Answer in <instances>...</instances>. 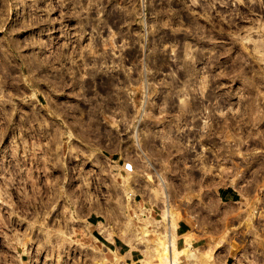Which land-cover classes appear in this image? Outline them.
I'll return each instance as SVG.
<instances>
[{"label":"rangeland","instance_id":"obj_1","mask_svg":"<svg viewBox=\"0 0 264 264\" xmlns=\"http://www.w3.org/2000/svg\"><path fill=\"white\" fill-rule=\"evenodd\" d=\"M156 173L173 224L264 213V0H0V264H104L91 221L160 220Z\"/></svg>","mask_w":264,"mask_h":264},{"label":"crops","instance_id":"obj_2","mask_svg":"<svg viewBox=\"0 0 264 264\" xmlns=\"http://www.w3.org/2000/svg\"><path fill=\"white\" fill-rule=\"evenodd\" d=\"M136 120H138V122L140 121V119ZM139 127L140 125L137 127L138 132ZM124 129L125 132L123 133L127 135V122L125 123ZM132 131L134 132V129H132ZM199 132L201 133L202 131L200 130ZM203 136L205 135L203 134ZM125 141H127V137H125ZM199 153L204 154L207 153V151H204L203 148H200ZM127 161V166L129 164L132 166V160ZM202 183L204 188L200 194L201 199L203 196H207V182L203 181ZM213 194L218 204L222 205L239 204L241 203V198L243 197L240 189L232 184L217 186ZM134 201L135 200L133 199V203H135ZM140 209H143L142 212L144 216H148L152 220V223L147 224L145 221L140 219V221H142L144 224H147L144 226L145 228L143 230L147 234L151 232L149 226L156 225L160 227L162 222L165 221V231L157 232V235L159 237H164L166 235V240L168 241V244L170 243L168 249L171 253V262L173 239L176 238L175 242L178 249L185 248V237L189 233L190 235L192 234L194 236L191 238L189 236L187 241H190L191 248L195 252L189 251L188 253L181 254L178 264H264V213H260L259 211L246 213L237 211L231 214H225L224 210L219 209L217 211H209L206 212V214H201L199 217H205L207 221L210 219L206 225H203L202 222L201 224L197 222L196 217H198V215L196 213L189 214L186 217L183 216L178 219L175 224H173L172 218L169 216L167 218L161 214L160 220H154L152 216L144 212V209L149 210L148 208L141 207ZM242 210L246 211V209ZM142 212H135L132 216V219L135 218L136 222L139 221L138 218H142ZM227 217L238 219L236 221H232V223H234L233 228L237 229V231L231 232L230 242H234L235 244H229L230 247L228 246L226 236L220 237L221 229H223L221 224ZM245 218L253 219L254 228H251L250 231L246 230L245 226H241L243 223L241 219ZM91 224L95 226L101 225V227L104 226V228L107 226L103 223V221H101L100 218H94V220L91 221ZM210 224L213 225L210 226ZM199 225V228L202 231L201 234H197V232L194 231V227ZM122 230L123 227L119 231L118 235H113L110 239L106 236L107 231L105 229H102L101 231L96 228L93 229V237L95 241L103 246V258L105 261L104 264H143L144 260H146L144 261V264L146 262L147 264H163L159 261L157 254L152 250L153 242L151 244H147L146 246H141L148 239H146L144 242H138L135 240L133 244L134 247H131L122 239V237H120V232ZM102 232H105V234L103 235ZM127 233L130 234V231ZM99 234L102 235L104 239L100 237ZM258 235H260L259 239H257ZM252 236L254 237L252 238ZM144 249H148V256L145 255Z\"/></svg>","mask_w":264,"mask_h":264},{"label":"bare ground","instance_id":"obj_3","mask_svg":"<svg viewBox=\"0 0 264 264\" xmlns=\"http://www.w3.org/2000/svg\"><path fill=\"white\" fill-rule=\"evenodd\" d=\"M14 6H16L15 8V16H16V19L14 20L15 21V24L18 22V14L20 13L21 11V7L22 5H19V4H14ZM10 22H13V21H10ZM12 24V23H11ZM17 25V24H16ZM15 27V26H14ZM43 46H41L40 49H42ZM192 54V53H191ZM38 67V66H37ZM257 97V96H256ZM144 107V106H143ZM192 109V108H190ZM141 120V119H140ZM205 122V121H204ZM79 123H82L79 122ZM84 124V123H83ZM80 125V124H79ZM136 125V123H135ZM133 126L134 127V138H135V141H136V146L138 148V150L140 149L139 152H141L142 155H144V159H146V161L148 162V164L150 163L148 157L145 156V152L142 150V146H141V142H140V135L138 133V129L137 127L138 126ZM81 126V125H80ZM146 138V137H145ZM140 155V154H139ZM141 156V155H140ZM142 158V157H141ZM112 167V166H111ZM116 166H114L115 168ZM114 168H111V170H114ZM125 171V169H124ZM113 173V172H112ZM157 174V173H156ZM114 175V174H113ZM157 176V179H158V182L157 184L160 186V188L163 190L164 192V201L165 203L162 205V208H161V213L168 218V216L170 218H172V215H174V211L171 209L170 205H169V198H168V194L166 193V189H167V185H168V182L167 180L161 176L159 173L156 175ZM126 179V178H125ZM161 191V190H160ZM159 193H162V192H159ZM163 195V194H162ZM127 196V194H126ZM161 196V195H160ZM163 197V196H162ZM127 200L129 202V204H132L133 203V196L130 194L127 196ZM128 207V206H127ZM130 208V207H129ZM127 213V212H126ZM177 213V212H175ZM142 218H138L139 220H143L145 221V223H152L150 217L148 216H144L143 212L141 214ZM126 217V221L124 222V225H123V230L120 232V237H122V239L128 243L131 247H134V241H138V242H143L142 239H144L143 235L141 236L140 235V230H138V227L134 225V222H133V219L131 216L129 215H125ZM112 227V226H111ZM110 226H105V230L107 231L106 232V236L108 238H112V236L114 235L113 232H112V229ZM145 228V227H144ZM130 231V234H128L127 232ZM189 234V233H188ZM185 236V235H184ZM188 235H186V247L185 248H182V249H178V247L176 246V238L173 239V243H172V262H171V253L168 249V241H164L163 237H159L158 235L156 236V239L153 241V248L152 250L154 251V253L157 254L158 256V259L161 263L163 264H178L179 262V259H180V255L183 254V253H188L189 251H192V252H195L192 248H191V245H190V241H187L188 240ZM191 238V237H190ZM136 244V243H135ZM137 246V245H135ZM171 249V248H170ZM99 252V251H98ZM144 253L146 256H148L149 252H148V249H144ZM144 255V256H145ZM144 260V259H143ZM146 261V260H144ZM144 261H143V264H144ZM147 264V262L145 263Z\"/></svg>","mask_w":264,"mask_h":264}]
</instances>
